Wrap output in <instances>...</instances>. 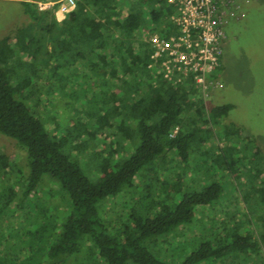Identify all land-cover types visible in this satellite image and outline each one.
Instances as JSON below:
<instances>
[{"label": "trees", "instance_id": "1", "mask_svg": "<svg viewBox=\"0 0 264 264\" xmlns=\"http://www.w3.org/2000/svg\"><path fill=\"white\" fill-rule=\"evenodd\" d=\"M21 4L28 22L0 38V134L21 153L11 175L0 152V182L12 179L17 189H0V264H230L229 257L256 250L240 215L208 223L213 237L189 249L180 240L222 192L209 174L196 179L188 167L219 164L212 133L229 145L239 129L221 122L231 104L207 108L191 79L170 83L149 65L147 32L171 28L166 0H76L59 21L55 5ZM76 75L95 100L80 114L85 121L64 129L65 121H48L34 104L53 85L70 96L65 87ZM257 152L260 174L264 152ZM46 174L67 196L60 213L50 203L37 209L31 198Z\"/></svg>", "mask_w": 264, "mask_h": 264}, {"label": "rangeland", "instance_id": "2", "mask_svg": "<svg viewBox=\"0 0 264 264\" xmlns=\"http://www.w3.org/2000/svg\"><path fill=\"white\" fill-rule=\"evenodd\" d=\"M22 1L0 0V38L5 35L13 36L16 29L28 22L29 18L22 9ZM29 1L35 3L40 10H49L54 5L56 9L58 7V3L55 2L57 0ZM51 2L54 3L44 7ZM238 2L239 7L235 14L229 16L228 22L224 25L223 54L220 66L215 71V77L219 83L211 88L208 96L203 99L207 108L225 103L232 105L227 115L222 117L221 122L227 124L229 128L239 129L237 136L230 134V144L236 147L238 152L234 151L231 154L227 139L216 140L218 133L214 131L212 138H215L214 141L217 144L215 148L219 149L217 152V157L220 156L221 159L219 164L202 166L194 163L190 166L195 168L188 167L193 178L198 179L209 174L211 179L222 185V192L216 201L211 202L204 209L203 215L194 217L192 222L187 224L190 228L187 233L181 235L184 238L180 240L189 249L190 243L197 244L205 238L213 237L214 229L208 226V223H218L216 220L221 216L227 219L231 215H240L241 219L249 220L248 225L245 224V230L252 233L253 238L259 241V246L247 255L229 257L227 263L264 264V203L260 202V190H264V162L263 169L258 174L260 155L257 152L258 149L264 152V0H238ZM149 34L151 31L147 32V37ZM78 76H72L73 79L67 81L65 93L70 96L66 94L60 96V91L53 85L50 96H47L45 101L34 104L35 110L39 109L41 116L44 115L43 117L48 121L54 116L58 122L65 121L62 124L64 129L66 126H71L73 122H77V119L78 121L81 119L80 122L84 120V116L80 114L89 110L95 100V92H92L91 88L87 92ZM65 102L68 103L67 110L64 108L67 105ZM64 104L66 105L63 106ZM69 109L72 113L68 111ZM50 125L54 126V123ZM57 133L63 134L64 131L57 129ZM89 135L92 138L93 131ZM74 138L81 141V137ZM95 143H98L97 137L93 143L88 140L86 145L94 146ZM0 152L7 156L11 165L13 164L10 172L14 175L16 173L14 169L21 159L20 150L14 140L0 134ZM79 165L86 171L88 160L83 159ZM3 186L17 190L12 179L8 182H0V189ZM37 187L35 194L33 193L31 197L37 209L39 204L50 203L53 207L55 206V212L60 213L68 206L67 196L63 191V194L60 192L59 184L49 175H43ZM115 200H111L110 204ZM105 208V215L111 217L112 210L108 206ZM240 209L243 211L234 214ZM2 216L0 219L3 220L5 217L3 214ZM230 224L233 225V223ZM238 226L242 227L240 224ZM167 247L160 244L157 248L166 251Z\"/></svg>", "mask_w": 264, "mask_h": 264}, {"label": "built area", "instance_id": "3", "mask_svg": "<svg viewBox=\"0 0 264 264\" xmlns=\"http://www.w3.org/2000/svg\"><path fill=\"white\" fill-rule=\"evenodd\" d=\"M55 16L63 19L76 0H57ZM54 2L46 4L49 7ZM172 8L171 28L146 39L151 65H156L170 83L191 79L204 99L218 85L212 73L220 64L225 39L224 25L239 7L238 0H166ZM175 130L172 135L175 134Z\"/></svg>", "mask_w": 264, "mask_h": 264}, {"label": "crops", "instance_id": "4", "mask_svg": "<svg viewBox=\"0 0 264 264\" xmlns=\"http://www.w3.org/2000/svg\"><path fill=\"white\" fill-rule=\"evenodd\" d=\"M56 17V16H55ZM56 19L59 21L60 19H58L57 17H56Z\"/></svg>", "mask_w": 264, "mask_h": 264}]
</instances>
